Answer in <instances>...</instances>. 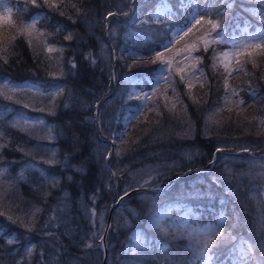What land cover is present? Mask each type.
Wrapping results in <instances>:
<instances>
[{
	"label": "trees",
	"instance_id": "16d2710c",
	"mask_svg": "<svg viewBox=\"0 0 264 264\" xmlns=\"http://www.w3.org/2000/svg\"><path fill=\"white\" fill-rule=\"evenodd\" d=\"M140 1L133 0L122 11L115 0H63L56 5L39 0L53 20L44 25L48 35L36 39L43 45L54 41L63 46L58 64L49 62L21 37L1 44L0 71L43 74L53 68L54 73L44 75H54L61 86L40 95L31 89L11 90L0 81V145H4L0 148V169L4 170L0 174V227L4 231L0 234V264H101V223L111 203L112 225L106 235L104 264H197L195 235L161 227L155 232L150 226L168 191L150 192L146 187L167 183L183 170L175 180L182 184L178 191L192 186L206 191L214 185L229 193L233 212L217 234L223 236L221 242L245 231L256 242L257 256L264 258V169L248 161L237 162V155L246 157L244 150L226 152L240 147L263 149L264 127L236 116L210 119L207 109L219 99L224 79L218 56L211 59L213 49L218 54L216 44L204 52L201 37V43L195 45L202 57L198 62L206 70L202 99L191 100L181 79L182 111L163 112L133 141L126 133L131 135L139 121L125 124L122 116L135 101L127 95V82L119 73L132 65L129 58L116 55V87L112 95L104 96L113 86L107 59L100 50L106 32L113 48L127 38L136 43L146 41L152 29L159 32L158 22L139 19ZM132 13L133 20H138L129 23L126 17ZM128 25L133 29L127 30ZM69 35L71 39H66ZM253 65L251 72L236 74L231 81L249 83L260 70ZM28 106L47 117L52 135L38 132L39 126L46 127L39 122L12 119ZM251 107L252 115L261 120L259 109L264 111V104ZM124 129L116 134L106 162L110 132ZM213 157L214 165L194 177L198 173L192 169L210 166ZM123 192L115 203V197ZM135 225L165 243L160 246L151 239L134 249L131 233ZM9 232L13 237L6 236ZM88 244L91 247H86Z\"/></svg>",
	"mask_w": 264,
	"mask_h": 264
},
{
	"label": "rangeland",
	"instance_id": "374dc122",
	"mask_svg": "<svg viewBox=\"0 0 264 264\" xmlns=\"http://www.w3.org/2000/svg\"><path fill=\"white\" fill-rule=\"evenodd\" d=\"M33 1V0H32ZM54 4H58L59 2H62L63 0H51ZM118 7L122 8L126 6L122 0H115ZM3 15H0V44H5L7 43L10 39H12L14 33L16 32V29L19 27V22L17 19L14 20V17H9V18H3ZM6 25V26H4ZM260 31V29H258ZM179 33L176 34L175 37L173 38V42H177L179 38H183L185 35ZM259 39V35H248L242 34V35H237V36H232L228 38L229 41V46L225 48L221 54L227 53V56L221 55V58L224 62V64L228 67V69H231L235 66L238 65V61L240 62L241 66V61L248 60L252 62L254 65L261 64L264 60V56L260 55L261 54V48H254L252 47ZM232 41H243L247 45H251V47H234L233 44L231 43ZM185 43L187 44H192L191 41H186L184 40ZM33 45L37 47L38 49L41 47L42 50V55L45 56L48 61H51V58L53 57L54 59H57V54L55 51V45L54 44H47L46 46H39V43L33 42ZM51 47L53 50L51 52L48 51V48ZM169 49V48H168ZM164 50L161 51L163 53V59L167 60L170 62V65L172 64L175 69H171L168 72L160 73L158 76V80L156 82V87L155 89L149 91V92H144L140 90L139 96H140V102L139 104L135 107L134 110V115L142 111V114L136 119V122L139 121L138 126L134 130V132L129 135V133H126V136L129 138L130 141H133L145 127L146 125L150 124L151 120H156L158 116H160L163 112H166L169 115H172L173 113H177L179 111H182V105L175 106L173 108V103L177 100L178 98V93L176 89V81L180 78H176L173 74L174 71L179 72L181 75L184 76L186 75L187 78H183V80L186 81L185 84V89L187 90L188 96L191 100H201L203 97L204 90L206 89V82L203 84H197L194 83L196 81H202L200 79L201 77V71L199 72L198 65L196 63V60L193 59L195 57V54L191 51L190 55L186 53L185 50L187 49L185 46H181L179 44L174 46V53L176 55L173 56L171 52H165L168 51ZM250 49V50H248ZM108 58V63H109V53L106 55ZM139 65L138 60L134 62V66ZM239 68V67H237ZM234 68V69H237ZM182 70V71H179ZM240 73H248L246 69L245 63H243V68H240ZM264 69H262L258 75H263ZM164 77L163 79L161 77ZM185 77V76H184ZM200 79V80H199ZM227 82L228 89L223 96L222 99V104L215 109L214 116L216 120H220L222 118L226 117H239V118H246L249 123L254 124V126L257 127H264V114L261 113L260 117L262 120L258 119V116H253L252 112L250 111L252 109L253 103H244L240 104L239 96L237 95V89L232 88V83L231 80L229 79ZM233 91H235L236 95H233ZM130 92L135 94L132 89L130 88ZM147 94V97L144 95ZM198 95V96H197ZM160 102L163 103V107L161 108ZM184 104V102H183ZM177 105V103H175ZM177 107V108H176ZM213 107L208 109V113L211 112ZM207 113V114H208ZM207 114L205 115V119L207 117ZM221 115V116H220ZM132 118L129 116V112L124 114V121L125 123L128 122V120ZM135 122V123H136ZM38 132L40 133H46L48 129L44 126H39L37 128ZM112 137V136H111ZM253 167H258L261 169H264V160L258 161L256 165L252 164ZM264 194V190H263ZM10 217V216H9ZM105 223V220H104ZM104 223H101L102 227L104 228ZM210 228L218 229L216 225H206L202 227V232L203 235L205 236L204 241L208 240L209 232L208 230ZM103 233V232H102ZM213 237V236H212Z\"/></svg>",
	"mask_w": 264,
	"mask_h": 264
},
{
	"label": "snow or ice",
	"instance_id": "6c2138e0",
	"mask_svg": "<svg viewBox=\"0 0 264 264\" xmlns=\"http://www.w3.org/2000/svg\"><path fill=\"white\" fill-rule=\"evenodd\" d=\"M45 2L47 3V0H45ZM219 2L224 3L225 0H219ZM33 3H35V0H33ZM228 3H229V6H231V0H228ZM177 5H178V8L179 9H183L185 11H188L192 7L191 0H177ZM49 6L52 7L54 5H51L50 4ZM165 11L171 13V9L168 8L167 6L165 7ZM200 11L207 12V11H210V8H207L206 7V8L200 9L199 11H193V12H191V18L192 19L191 20H188L187 18L185 19L184 28H186L187 31L184 32V35H187L188 32H191L192 31V27H195L196 25L200 24L204 20V16L200 15ZM39 18L40 17L33 18L32 24L29 25V27L34 26L36 20H38ZM262 18H264V17H262ZM192 20L195 21V24H193L192 27H188V25L192 22ZM207 23L209 25H211V31L209 33H206L205 36L202 37V40H203L202 47H203V51L204 52H207L208 49H209V47L212 44H216V43H227L228 42L226 39L223 38L221 32H216L215 36H213L211 34L212 32H215L216 28L218 27V23L217 22H214V21H212L209 18L207 20ZM181 31H184V29H181ZM262 38H264V37H262ZM66 39H71V36L70 35L67 36ZM169 43H171V41H169ZM231 43L233 44L234 47H240V46H243V47H251V45H247L243 41H240V42L232 41ZM161 47H163L165 50H167L168 45L167 44L161 45ZM255 47H264V46L255 45ZM52 50L53 49L51 47L48 48V51L49 52H51ZM182 51H185L186 53H188L190 55V53L192 51V47L189 46V48H187L185 50H182ZM219 55L227 56V53H223V54H219ZM156 56L161 59V68H160V71L162 73L170 71V67H171L170 62L163 59V53L162 52H157L156 53ZM217 56H218V54L216 53L215 49H213V54H212L211 59L212 60H216L217 59ZM193 59L199 61L200 59H202V57H193ZM93 63H95L94 60H93ZM213 66H215V65H213ZM179 71H182V70H179ZM161 78L163 79L164 77L162 76ZM181 79H183V77H181ZM144 95L147 97V94H144ZM233 95H236L235 91H233ZM239 103L240 104H243L244 101L241 100ZM174 107H175V105H173V108ZM3 147H4V145H0V148H3ZM218 151H219V149H218ZM109 155H111V154H109ZM3 171H4L3 169H0V174H2ZM197 195H199V194L197 193ZM23 227L30 228L31 225L30 224H23ZM208 232H209L208 240L204 241L203 242V246H202V256L204 257V264H210L209 251H210L212 236L215 235V234H218L217 233V229H214V228H210L208 230ZM100 239L102 240L103 237L101 236ZM9 243H11V241H9ZM86 247H91V245L88 244V245H86ZM29 251H31V249H29Z\"/></svg>",
	"mask_w": 264,
	"mask_h": 264
}]
</instances>
